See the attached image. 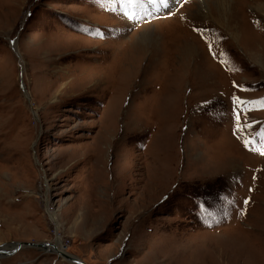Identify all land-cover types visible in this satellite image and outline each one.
I'll return each instance as SVG.
<instances>
[{
    "label": "rangeland",
    "instance_id": "1",
    "mask_svg": "<svg viewBox=\"0 0 264 264\" xmlns=\"http://www.w3.org/2000/svg\"><path fill=\"white\" fill-rule=\"evenodd\" d=\"M142 1L0 0V264H264V0Z\"/></svg>",
    "mask_w": 264,
    "mask_h": 264
},
{
    "label": "bare ground",
    "instance_id": "2",
    "mask_svg": "<svg viewBox=\"0 0 264 264\" xmlns=\"http://www.w3.org/2000/svg\"><path fill=\"white\" fill-rule=\"evenodd\" d=\"M217 4L215 5V8H216V10L217 11H214V7L213 8H211V10L209 9H206V12H210L211 13V15L213 14L214 15V13H216L215 15H214V19L216 20L217 19V21L219 22V23H222L219 19H221V17H223V16H225V15H228V16H230V20H231V15H232V17H233V13H232V6L231 5H229V3L231 4V3H233V0H217ZM255 3H258V2H255ZM202 7V6H201ZM205 7V6H204ZM261 7L262 6H260V5H257L256 6V8L257 9H261ZM203 8V7H202ZM230 10V12H227V11H229ZM203 11L205 12V9H203ZM205 12V13H206ZM209 15V14H208ZM210 16V15H209ZM219 18V19H218ZM229 24H228V26H230L231 25V23L230 22H228ZM141 39H142V41L144 40V41H146V38L144 37V35L141 37ZM183 44V43H182ZM187 46H190V45H192V43H190V42H188L187 44H186ZM142 46H144V45H142ZM141 48V47H140ZM187 50H188V48H187ZM195 50V48L194 47H190L189 48V51L188 52H190L191 54L193 53L192 51H194ZM140 52V51H139ZM143 53V52H142ZM53 218H54V222H55V224H57L58 222H57V219L53 216ZM49 245H52V244H48L47 243V246H45L44 247V249H47V248H50V249H47L46 251H49V250H53V248L52 247H54L55 248V250L56 251H54V252H59L61 255H64V253L61 251V249L60 248H58V247H56L55 246V244L54 245H52V246H49ZM41 249H43V248H41ZM3 251H7V250H5V249H3L2 247H0V253L2 252V253H5V252H3ZM78 264H80V263H78Z\"/></svg>",
    "mask_w": 264,
    "mask_h": 264
},
{
    "label": "snow or ice",
    "instance_id": "3",
    "mask_svg": "<svg viewBox=\"0 0 264 264\" xmlns=\"http://www.w3.org/2000/svg\"><path fill=\"white\" fill-rule=\"evenodd\" d=\"M238 101H239L240 103H244V102L240 101V98H235V99H234V103H236V102H238ZM259 103H260L261 107H264V99H262ZM236 119L239 120V115H237ZM257 135H260L261 137H264V131H262V132H260V133H257ZM244 142H245V145H246V146H247L248 143H249L248 140H245ZM260 154L264 155V150H262Z\"/></svg>",
    "mask_w": 264,
    "mask_h": 264
},
{
    "label": "water",
    "instance_id": "4",
    "mask_svg": "<svg viewBox=\"0 0 264 264\" xmlns=\"http://www.w3.org/2000/svg\"><path fill=\"white\" fill-rule=\"evenodd\" d=\"M27 245H33V246H35V245H42V246H47V243L46 244H35V243H29V244H27ZM23 246V244L22 243H17L16 244V249H18V248H21ZM3 252H5V251H3ZM2 253V252H1ZM76 260V262H79L80 264H86L83 260H80V259H75Z\"/></svg>",
    "mask_w": 264,
    "mask_h": 264
}]
</instances>
